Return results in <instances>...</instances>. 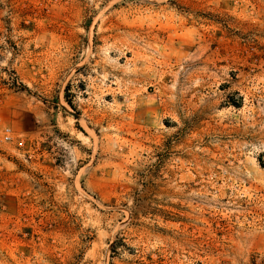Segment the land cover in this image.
Returning <instances> with one entry per match:
<instances>
[{"label":"rangeland","instance_id":"374dc122","mask_svg":"<svg viewBox=\"0 0 264 264\" xmlns=\"http://www.w3.org/2000/svg\"><path fill=\"white\" fill-rule=\"evenodd\" d=\"M0 264H264V0H0Z\"/></svg>","mask_w":264,"mask_h":264},{"label":"built area","instance_id":"2783aa9c","mask_svg":"<svg viewBox=\"0 0 264 264\" xmlns=\"http://www.w3.org/2000/svg\"><path fill=\"white\" fill-rule=\"evenodd\" d=\"M12 132L9 128H4L3 129V139L2 141L4 143H11L12 142Z\"/></svg>","mask_w":264,"mask_h":264}]
</instances>
